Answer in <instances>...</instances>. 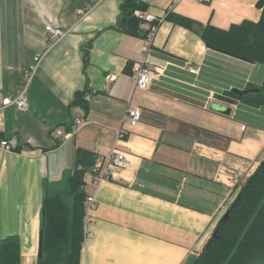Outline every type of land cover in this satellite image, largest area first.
Here are the masks:
<instances>
[{
	"label": "crops",
	"instance_id": "obj_1",
	"mask_svg": "<svg viewBox=\"0 0 264 264\" xmlns=\"http://www.w3.org/2000/svg\"><path fill=\"white\" fill-rule=\"evenodd\" d=\"M122 1L0 0V100L24 87L28 97L27 111L0 109L1 138L21 147H0V240L18 236L20 264H37L44 195L66 194L61 187H68L77 148L98 156L97 172L114 154L126 163L109 165L97 185L93 174L84 176L96 207L93 222L83 226L79 264H192L264 160V105L214 98L258 90L264 68L208 48L197 33L163 20L172 12L228 29L257 22V0H140L139 11L162 19L148 56L150 68L162 70L146 90L131 79L143 38L116 28ZM46 26L68 32L50 40ZM36 55L41 60L26 84L24 71ZM82 92L86 110L70 106ZM128 107L141 109L133 128L123 120ZM75 118L88 121L76 126ZM57 129L72 135L61 140Z\"/></svg>",
	"mask_w": 264,
	"mask_h": 264
},
{
	"label": "trees",
	"instance_id": "obj_2",
	"mask_svg": "<svg viewBox=\"0 0 264 264\" xmlns=\"http://www.w3.org/2000/svg\"><path fill=\"white\" fill-rule=\"evenodd\" d=\"M255 6L261 11L257 22L244 20L228 29L202 25L172 12L166 13L163 20L197 33L208 48L264 68V0H257ZM136 10H145L140 0H123L116 28L128 35L144 38L146 30L144 33L141 31V22L133 14ZM90 45L83 50L84 68L88 64ZM83 94L76 93L70 106L86 110ZM226 95L253 106L264 105L263 86L257 91L248 86L240 94L229 91ZM57 144L55 146H59ZM10 150L20 152L21 147H10ZM75 160L76 167L67 179L66 194L44 195L40 221L42 248L37 264H79L85 238L83 226L88 196L84 191V176L88 172L98 173L95 170L98 156L77 148ZM66 196L69 200L65 199ZM227 211L228 218L219 221L214 229L215 238L207 241L192 264H264V164H260L241 185ZM0 264H20L17 235L0 240Z\"/></svg>",
	"mask_w": 264,
	"mask_h": 264
},
{
	"label": "built area",
	"instance_id": "obj_3",
	"mask_svg": "<svg viewBox=\"0 0 264 264\" xmlns=\"http://www.w3.org/2000/svg\"><path fill=\"white\" fill-rule=\"evenodd\" d=\"M178 1H190V0H175V2ZM208 2L210 0H200ZM90 8V7H89ZM134 16L141 22V25L145 27L146 35L143 38V44L141 47V52L143 54V58L140 62L136 63L132 68L131 73V79L134 83L135 88L139 90H146L149 88V86L152 83V80L154 79V76L158 75L161 72V67H155L154 69L150 68L149 62H148V56L152 49V44L154 37L158 31V28L162 22L161 18H157L150 12L145 11H134ZM48 39L50 40H59L62 37H64L67 34V30L59 29V28H53L50 26L45 27ZM48 45H51V42H48ZM41 60L40 55H36L33 59V64L29 66V68L24 71V78L26 80V84L29 83L30 79L34 75L38 64ZM191 72H194L195 69L191 68L189 69ZM115 78L114 75H111L109 79L113 80ZM12 105L19 111H27L28 109V97L26 93V87H24L16 96L14 97H3L0 100V109L4 108L5 106ZM140 113L141 109L139 107H128L126 109V113L123 116L124 123L127 124L130 128L135 127L140 120ZM87 118H75L74 124L76 126L83 125L87 123ZM55 134L58 137H61V140H65L67 137L72 135L70 131H65L57 129L55 131ZM125 135V131L123 129H120L117 131V137L122 138ZM0 147L3 148L5 151L10 150V146L8 142L4 139L0 140ZM113 165L115 167H124L126 165L124 157L122 154H114L111 156L106 164L103 166L102 170H100L97 174H94L93 176V184L97 185L102 180H105L108 175V166ZM85 218H84V225L86 223H90L93 221V218L91 216V212L96 207V202L93 198V195H88L87 199L85 201Z\"/></svg>",
	"mask_w": 264,
	"mask_h": 264
},
{
	"label": "water",
	"instance_id": "obj_4",
	"mask_svg": "<svg viewBox=\"0 0 264 264\" xmlns=\"http://www.w3.org/2000/svg\"><path fill=\"white\" fill-rule=\"evenodd\" d=\"M244 61H245V60H244ZM249 63H250V62H249ZM262 86L264 87V79H263V81H262ZM256 91H257V89H256ZM232 92H233V93H236V94H240V93H241V92H240L239 90H237V89H233ZM214 98H215L217 101H220V102L225 103V104H234V103L236 102L235 99H232V98H230V97H225V96H223V95H217V94H215V95H214ZM213 107H214L215 109H217L218 111L223 112V113H226V114L229 113V111H230L229 108L226 107V106H224V105H221V106H219V105H214ZM261 164H264V160L262 161ZM228 214H229V211H226V213L222 216V219L220 220V222L226 220V219L228 218ZM215 236H216V234L213 233L211 238H215ZM41 248H42V242H41V234H40V236H39V245H38V257H39V258L41 257Z\"/></svg>",
	"mask_w": 264,
	"mask_h": 264
},
{
	"label": "rangeland",
	"instance_id": "obj_5",
	"mask_svg": "<svg viewBox=\"0 0 264 264\" xmlns=\"http://www.w3.org/2000/svg\"><path fill=\"white\" fill-rule=\"evenodd\" d=\"M61 189L64 190V192H65L67 188H65V187L63 186V187H61ZM66 198H68V197H66ZM67 200H69V198H68ZM91 216H92V215H91ZM221 219H222V218H221ZM92 222H93V221H92ZM86 237H87V234L85 233V238H84V239H86Z\"/></svg>",
	"mask_w": 264,
	"mask_h": 264
},
{
	"label": "bare ground",
	"instance_id": "obj_6",
	"mask_svg": "<svg viewBox=\"0 0 264 264\" xmlns=\"http://www.w3.org/2000/svg\"><path fill=\"white\" fill-rule=\"evenodd\" d=\"M132 72V71H131Z\"/></svg>",
	"mask_w": 264,
	"mask_h": 264
}]
</instances>
